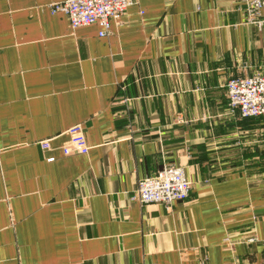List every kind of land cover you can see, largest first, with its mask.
<instances>
[{
	"label": "crops",
	"instance_id": "0c3cea01",
	"mask_svg": "<svg viewBox=\"0 0 264 264\" xmlns=\"http://www.w3.org/2000/svg\"><path fill=\"white\" fill-rule=\"evenodd\" d=\"M60 1L0 0V264H260L264 117L227 83L264 72V24L244 0H135L101 36ZM75 124L91 148L65 155ZM169 164L190 196L133 200Z\"/></svg>",
	"mask_w": 264,
	"mask_h": 264
},
{
	"label": "built area",
	"instance_id": "2783aa9c",
	"mask_svg": "<svg viewBox=\"0 0 264 264\" xmlns=\"http://www.w3.org/2000/svg\"><path fill=\"white\" fill-rule=\"evenodd\" d=\"M248 18L251 22L264 24V0H244ZM135 0H61L53 4V12H62L69 18L73 28L98 24L100 35L110 32L111 21L119 20ZM229 107L232 113H239L242 118L264 117V72L249 76L232 77L227 83ZM69 140L61 146L65 155L72 153L87 154L90 145L87 142L84 128L75 124L67 130ZM45 151L52 150L51 138L39 142ZM49 157L48 161H54ZM192 182L186 168L169 164L154 175L147 176L138 182L133 200L142 204L160 203L170 206L174 201H182L190 196ZM260 264H264V259Z\"/></svg>",
	"mask_w": 264,
	"mask_h": 264
}]
</instances>
